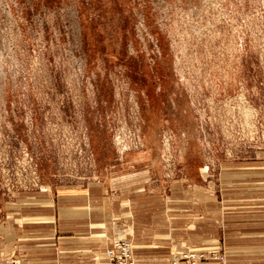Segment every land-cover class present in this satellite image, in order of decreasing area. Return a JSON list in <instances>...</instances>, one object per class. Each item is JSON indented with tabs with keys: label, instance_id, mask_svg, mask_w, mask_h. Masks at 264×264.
<instances>
[{
	"label": "rangeland",
	"instance_id": "374dc122",
	"mask_svg": "<svg viewBox=\"0 0 264 264\" xmlns=\"http://www.w3.org/2000/svg\"><path fill=\"white\" fill-rule=\"evenodd\" d=\"M88 184L264 264V0H0V196Z\"/></svg>",
	"mask_w": 264,
	"mask_h": 264
},
{
	"label": "crops",
	"instance_id": "0c3cea01",
	"mask_svg": "<svg viewBox=\"0 0 264 264\" xmlns=\"http://www.w3.org/2000/svg\"><path fill=\"white\" fill-rule=\"evenodd\" d=\"M144 191L136 187L110 208L115 197L101 184L63 187L55 192L45 189L34 196L9 189L0 196V264H109L107 250L117 227L134 244L136 264H171L183 245L192 251L214 253L206 241L179 243L180 220L171 203L168 217L153 203L155 197ZM194 200L200 201L198 197ZM196 229L192 223L188 231ZM220 249L219 255L222 243Z\"/></svg>",
	"mask_w": 264,
	"mask_h": 264
},
{
	"label": "built area",
	"instance_id": "2783aa9c",
	"mask_svg": "<svg viewBox=\"0 0 264 264\" xmlns=\"http://www.w3.org/2000/svg\"><path fill=\"white\" fill-rule=\"evenodd\" d=\"M111 248L107 250L109 264H136L134 260V244L127 237V233L117 229L112 239ZM224 256L218 254H204L189 248L177 251L172 257L171 264H210V261L225 262Z\"/></svg>",
	"mask_w": 264,
	"mask_h": 264
}]
</instances>
